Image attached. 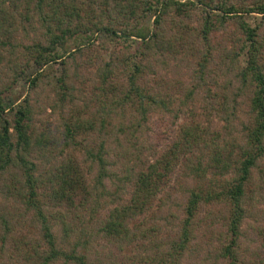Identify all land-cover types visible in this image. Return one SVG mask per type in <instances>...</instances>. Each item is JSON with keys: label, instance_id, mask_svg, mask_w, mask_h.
Here are the masks:
<instances>
[{"label": "trees", "instance_id": "obj_1", "mask_svg": "<svg viewBox=\"0 0 264 264\" xmlns=\"http://www.w3.org/2000/svg\"><path fill=\"white\" fill-rule=\"evenodd\" d=\"M20 6H25V14L21 16V12L18 11L20 19L26 20L35 28L37 24L42 30V38L37 39L29 47L32 56L28 62L35 65L37 70L73 52L71 48L66 49L67 42L70 39L74 42L86 31L105 32L115 42H119L120 38L135 36L140 39L139 49L141 55H144L146 51H160L171 47L175 49L177 45L186 44L182 33L188 31L184 28H178L177 35L175 33L173 37L166 38L162 26L167 18L174 21V24L179 22L180 25L185 26L186 21L192 18L196 10H202L203 21L200 32L204 45L208 46L207 39L212 28L216 24L224 26L227 19L235 17L239 19L238 26L244 35L240 48H244L246 58L245 65L236 72L235 96L244 92L250 93L247 105L248 119L243 133L233 142L234 144L227 142L230 144L227 147V143L219 145L217 142L218 133L211 132L206 125L200 124L199 120L194 118L195 112L191 110L194 108L189 107L187 103V100L193 97L196 88L199 89V80L201 81L202 78L200 73L204 67L202 61L209 53L207 47L205 52L199 55L197 82L191 90L186 91L183 99L180 98L175 109L170 107L173 98L161 99L159 95L151 93L146 87L138 84V79L144 72V65L141 62L132 64V71L128 73V81H126L128 87H121L119 94H116L117 89L111 82L106 83L109 78L106 76L108 73L106 70L110 68V64L107 63L100 76L102 82L110 87L105 91L109 97H106L108 96L106 94L102 98L96 96L101 106L99 115L93 116V119L82 120L78 115L70 116L73 121L65 125V137L72 145L82 146L83 142L77 140L82 133L85 135L99 133L105 142L113 133L128 132L131 136H135L148 119L147 113L154 106L164 109L169 115L172 114V119L180 118L183 122L178 125L173 139L168 142L159 156L135 162V167L127 168L125 165L126 168L121 175L118 177L115 175L118 181L115 183L117 186L114 192L105 187L104 180L110 176L111 171H108V158L105 157L103 142L100 141L97 147H93V151H87L91 163H95L93 168L92 165L89 168V173L92 169L95 172L92 180L87 182L78 167L64 166L61 174L57 175L59 179L54 178L56 185H50L47 197L68 200L69 205L76 206V209L79 207L80 213H76L67 224L75 226V232L80 223L91 224V229L94 231L89 230L84 233L80 231L72 245L63 248L53 234L48 220L39 211L42 217V237L45 247L43 245V248L37 249L36 261L42 264L57 262L98 264L96 263L100 261L98 256L91 261L90 249L95 242V245L107 248L103 255L111 258L100 261V264H117V254L121 252L120 254L127 256L124 251L131 245L135 246L137 252L127 258L126 262H135L137 254H140L138 252L140 250L147 252L146 247L151 244L157 249V246L163 245L162 251L153 260L154 264L156 261L157 264H181L184 252L193 239L194 218L200 207L223 202L228 206L229 213L224 230L225 239L217 248L219 258L223 259L225 264H264L263 208H256L257 212L263 215L260 216L262 221H259L254 228L260 241L257 249L249 251L242 240L240 241L242 237L247 242L251 240L250 234L242 236L241 227L250 212L251 215L252 212L256 214L253 210L254 206L248 207L246 197L250 192L253 169L264 157V35L260 34L263 21L261 20V25L251 26L243 19V14L257 13L264 18V0H253L251 5L244 3L242 6L229 0H0V21L11 20L9 25L13 24L15 15L9 11L14 12ZM148 16H154L152 31L145 23ZM197 35L199 37V33ZM36 77H32V84H36ZM58 87L62 90V95L69 92L62 79H58ZM116 108L122 109L123 114L126 108H130L133 113L126 122L115 124L114 115H119L116 114ZM4 110L5 106L0 98V174L10 168L21 170L24 182L22 190H25L22 198L28 205L37 206L38 186L41 182H38L40 179L34 174L36 169L34 163L28 159L31 141L36 143L38 141L29 133L31 109L27 101L25 107L22 104L17 105L11 122L3 119ZM78 132L81 134L78 135ZM204 146L215 149L203 164L199 153L203 151ZM127 156V153H122L123 158ZM177 170L183 171V176L189 178L193 186L187 190L183 217L178 218L176 224L168 231L167 237L159 243L152 235L153 230H157L154 229L155 226H147L142 219V222L137 219L140 216L144 217L157 193L163 191L172 173ZM208 174L211 176L209 179ZM117 189L123 192L126 190L127 197L125 200L112 202L103 213L101 207L105 203V197L117 198ZM61 221L65 224L64 219L61 218ZM168 222L166 218V223ZM67 225L62 228L64 236H68V232H71ZM103 239H106L108 245L101 243ZM95 245L93 254L97 255L99 250Z\"/></svg>", "mask_w": 264, "mask_h": 264}, {"label": "rangeland", "instance_id": "obj_2", "mask_svg": "<svg viewBox=\"0 0 264 264\" xmlns=\"http://www.w3.org/2000/svg\"><path fill=\"white\" fill-rule=\"evenodd\" d=\"M229 1L242 6L244 3L251 5L253 0ZM24 7L20 6L14 12L9 11L15 15L13 24L9 25L11 20L0 21V98L5 106L2 117L9 122L13 121L17 105L22 104L25 107L26 101L28 102L31 109L29 133L38 140L37 143L31 141L28 159L34 163L36 168L34 174L41 183L40 187L38 186L39 203L37 206L28 205L22 198L25 192L24 189L22 190L24 185L22 171L10 168L0 174V264H42L36 261L37 249L43 248V245L45 247L42 237V217L39 211L48 220L53 234L63 248L70 247L80 231L83 233L94 231L91 229V224L80 223L75 232V226L67 224L76 213H80L79 207L76 209V206L69 205L68 200L47 197L50 185H56L55 180L59 179L57 175L61 174L64 166L78 167L87 182L92 180L95 172L92 169L89 173V168L90 165L93 168L95 163H91L87 151H93V147H97L100 141L103 142L105 157L108 158V171H111L110 176L104 180L105 187L114 192L117 186L115 183L118 181L115 175L120 176L126 168L125 165L127 168L135 167V162L159 156L168 142L173 139V134L183 120L172 119V114L169 115L167 111L157 106L147 113L148 119L135 136H131L128 132L126 134L118 132L113 133L105 142L99 133L79 135L81 133L78 132L77 140L83 142L82 146L72 145L65 137V125L73 121L70 116L78 115V118L86 120L99 115L101 102L96 96L102 98L106 94L108 95L106 97H109L105 91L110 87L106 83L111 82L117 89L116 94H119L121 87H128L126 81L134 62H141L144 65V72L141 73L138 84L146 87L151 93L159 95L161 99L173 98L170 107L175 109L180 98L183 99L186 91L191 90L197 82L199 55L205 52L207 47L209 53L202 61L204 67L200 73L202 78L201 81L199 80V89L196 88L193 97L187 100L189 107L195 109H191L195 112L194 118L199 120L200 124L206 125L211 132L218 133L219 145L229 141L230 144H234L239 135H242L248 119L247 105L250 93L244 92L235 96L236 72L245 65L246 59L244 48H240L244 35L238 26L239 19L235 17L227 19L224 26L216 24L208 35V47L204 45L200 32L203 21L202 10H196L192 18L186 21L185 26L180 25L179 22L174 24V21L167 18L162 26L166 38L173 37L178 28H184L188 31L182 33L186 44L177 45L175 49L171 47L160 51H146L144 55L140 53V39L135 36L120 38L119 42H115L105 32L86 31L74 42L71 39L67 42L66 49L71 48L73 52L37 70L35 65L28 62L32 56L29 47L37 39L42 38V30L37 24L35 28L26 20L20 19L18 11L22 16L25 14ZM238 15L242 14L238 13ZM243 19L251 26L261 25L263 21L260 34L264 35V18L261 15L243 14ZM153 21L154 16H148L145 20L150 31L154 29ZM177 42L178 40L174 42V46ZM107 63L110 64V68L106 70L108 72L106 76L109 78L105 83L102 82L100 73L102 74ZM38 72L40 74L37 75ZM35 76H37L36 84H32L31 79ZM58 79H62L68 87L67 94H61ZM126 109L124 114L122 109H115L116 114H119L114 115L115 124L126 122L131 117L132 109ZM230 144L227 143L226 146L229 147ZM214 149V147H205L199 153L203 164ZM122 153H127L128 156L123 158ZM210 177L208 174L207 178ZM191 184L192 181L183 176V171H175L163 191L157 193L144 217L140 216L137 219L140 222L144 221L147 226H155L154 229L157 230H153L152 235L157 242L162 243V239L167 237L172 225L176 224L178 218L183 217V205L188 195V188L193 186ZM249 189L246 203L248 207L249 205L255 207L253 210L256 214L252 212L251 215L250 212L241 227L242 236L250 234L251 240L247 242L242 237L240 241L242 240L243 245L252 251L257 249L260 242L254 228L259 221H262L260 216H263L256 208L264 209V157L253 169ZM116 195L117 198L105 197V203L101 207L103 213L112 202L125 200L127 197L126 190L123 192L117 189ZM256 198L259 200H255ZM228 213L229 208L223 202L200 207L194 218L193 239L184 252L181 264H225L224 260L219 258L217 248L225 239L224 230ZM61 218L71 229L68 236L63 234L62 228H65V224H62ZM166 218L169 220L168 223ZM101 243L108 245L106 239ZM92 245L91 261L97 256L101 262L111 260L108 255H103L107 248L95 245V242ZM94 245L99 250L97 255L93 254ZM157 247L158 249L151 244L146 247L147 252L140 250L135 262H126L127 258L137 252L134 245L124 249L127 256L120 254V250L116 249L119 252L116 253V262L117 264H154L153 260L158 257L163 245ZM100 261L96 263L100 264Z\"/></svg>", "mask_w": 264, "mask_h": 264}]
</instances>
